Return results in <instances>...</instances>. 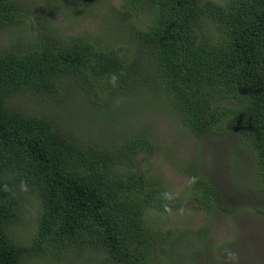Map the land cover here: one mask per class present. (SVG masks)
Masks as SVG:
<instances>
[{
  "label": "trees",
  "instance_id": "obj_1",
  "mask_svg": "<svg viewBox=\"0 0 264 264\" xmlns=\"http://www.w3.org/2000/svg\"><path fill=\"white\" fill-rule=\"evenodd\" d=\"M16 2L0 0V27L26 21ZM121 4L143 14L145 26H132L121 12L131 30L117 47L88 34L53 37L43 22L29 44L15 36L0 45V264L85 250L109 264H174L192 230L160 231L148 210L169 213L191 201L206 216L232 211L197 159L182 164L190 177L184 193L168 194L147 176L142 163L159 152L157 144L145 127L127 129L124 113L156 100L197 139L235 135L250 161L251 187L264 192V0ZM16 95L42 105L24 111L13 106ZM46 104L107 116L111 130L104 138L86 120L82 138ZM24 191L35 200V226L19 243L7 228Z\"/></svg>",
  "mask_w": 264,
  "mask_h": 264
},
{
  "label": "rangeland",
  "instance_id": "obj_2",
  "mask_svg": "<svg viewBox=\"0 0 264 264\" xmlns=\"http://www.w3.org/2000/svg\"><path fill=\"white\" fill-rule=\"evenodd\" d=\"M26 11V21L12 26L0 27V45L8 44L18 36L26 44L37 30L44 28L56 38L71 37L76 34L92 35L96 40L109 46L117 47L124 41V35L130 34V25L120 22L127 14L132 26H145L144 15L133 16L122 6V0H14ZM221 1V0H215ZM39 21V23L37 22ZM124 25V27L122 26ZM14 96L13 106L30 112L42 103L30 96ZM17 97V98H16ZM155 101V100H154ZM139 101H137L138 104ZM146 110L126 109L124 113L129 121L127 129L146 128L158 151L148 163H142L148 177L156 184L162 185L168 194L184 193L190 177L181 170L183 163L189 159H197L202 173L214 184L222 198L223 205L232 211L215 209L205 215L202 209L191 207V201L183 208L172 209L169 213L148 210V221L160 231L172 230L183 233L192 230L183 239L181 250L175 253L174 264H264V214L256 208H264V192L251 187L253 181L250 161L239 146L240 142L233 134L203 135L195 138L187 129L180 127L174 119L164 112L160 100ZM52 114L62 118L67 129L86 138V133L79 127L86 120H91L90 131L98 128L103 137L107 138L111 130L107 116L74 112L70 107L53 108L46 104ZM106 114V113H104ZM111 114V113H110ZM112 117V116H111ZM122 126L124 120H117ZM89 125V124H88ZM77 126V129L72 127ZM145 129V130H146ZM181 163V164H180ZM32 195L24 191L21 200L20 214L16 222L8 225V233L19 242L26 243L31 237L35 221ZM205 225L200 232L195 228ZM228 252L236 254L234 259ZM163 261V260H162ZM25 264H109L103 257L90 254L86 250L80 256L63 253L59 259H44L38 256L26 257ZM162 264V262H154Z\"/></svg>",
  "mask_w": 264,
  "mask_h": 264
},
{
  "label": "clouds",
  "instance_id": "obj_3",
  "mask_svg": "<svg viewBox=\"0 0 264 264\" xmlns=\"http://www.w3.org/2000/svg\"><path fill=\"white\" fill-rule=\"evenodd\" d=\"M228 257L230 258V259H234L235 257H236V254L235 253H233V252H228Z\"/></svg>",
  "mask_w": 264,
  "mask_h": 264
}]
</instances>
